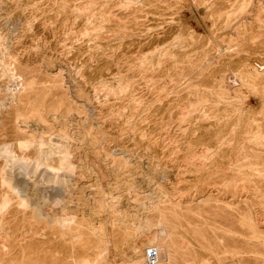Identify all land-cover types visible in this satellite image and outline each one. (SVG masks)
<instances>
[{"label":"rangeland","instance_id":"rangeland-1","mask_svg":"<svg viewBox=\"0 0 264 264\" xmlns=\"http://www.w3.org/2000/svg\"><path fill=\"white\" fill-rule=\"evenodd\" d=\"M0 43V264H84L103 203L117 264L264 261V0H0Z\"/></svg>","mask_w":264,"mask_h":264},{"label":"bare ground","instance_id":"bare-ground-1","mask_svg":"<svg viewBox=\"0 0 264 264\" xmlns=\"http://www.w3.org/2000/svg\"><path fill=\"white\" fill-rule=\"evenodd\" d=\"M78 18V17H77ZM233 41V40H232ZM5 42V41H4ZM3 42V43H4ZM234 42V41H233ZM1 44V43H0ZM4 45V44H3ZM231 47V46H230ZM4 49V47H3ZM7 54V53H6ZM3 57V56H2ZM7 57V56H6ZM9 67V66H8ZM10 70V69H9ZM7 68H5L2 63H1V60H0V78L2 77H8L9 79H14L15 77V74L13 71H9ZM14 83V82H13ZM8 86V85H7ZM15 86V85H14ZM17 93V91H16ZM7 94V93H6ZM14 96V94H13ZM23 117V116H22ZM51 140V139H50ZM49 140V141H50ZM56 141V140H55ZM48 142V141H47ZM75 142V141H74ZM50 143V142H49ZM41 146V145H40ZM43 146V145H42ZM51 146V145H50ZM36 147V146H34ZM44 147V146H43ZM40 148V147H39ZM47 148V147H46ZM43 149V148H42ZM52 149V148H51ZM49 149V150H51ZM48 150V149H47ZM54 150V149H52ZM39 151V149L37 150ZM42 151V150H41ZM55 151V150H54ZM35 152V151H34ZM56 152V151H55ZM43 153V152H42ZM51 153V152H50ZM55 154V153H54ZM39 155V154H38ZM37 157V156H36ZM39 157V156H38ZM47 157V156H46ZM52 158V157H50ZM43 159V158H42ZM76 159V157H75ZM51 160V159H50ZM40 161V160H39ZM40 163V162H39ZM43 164V163H42ZM50 164V163H49ZM40 165V164H39ZM44 165V164H43ZM47 167V166H46ZM49 169V168H48ZM53 171V170H52ZM32 175V174H31ZM28 185V184H27ZM103 190V189H102ZM163 192V191H162ZM201 192V191H200ZM161 195V194H160ZM165 195V194H164ZM106 197V196H105ZM50 198V197H49ZM58 198V197H57ZM74 198V197H73ZM136 198V197H135ZM64 199V198H63ZM106 199V198H105ZM50 201V199H48ZM117 200V198H116ZM55 201V200H54ZM62 201V200H61ZM79 201V200H78ZM51 202V201H50ZM73 202V201H71ZM135 202V201H134ZM74 203V202H73ZM66 204V203H65ZM69 204V203H68ZM88 204V203H87ZM87 204H85V207L87 208ZM92 204V203H91ZM115 204H118V203H112V206H115ZM156 204V203H155ZM28 205V204H27ZM37 205V204H36ZM39 205V204H38ZM64 205V204H63ZM67 205V204H66ZM139 205V204H138ZM159 205V204H158ZM40 206V205H39ZM38 206V207H39ZM45 207H48L46 205H43ZM61 206V205H60ZM73 206V205H72ZM140 206V205H139ZM32 207V206H31ZM44 207V208H45ZM55 207V206H54ZM53 207V209H54ZM70 207V206H69ZM106 203H103L102 205H100L98 208H94V207H90L89 210H85L86 211V217L88 218V225H90V228H91V233L92 234V238L89 236V248H86L85 250L87 249H90L91 247H93L95 249V252L93 253H88L86 254L85 257H87L88 261H84V264H117L116 261H109V255L110 254H113L112 257H116L117 254L114 253L113 251L117 248V247H113L112 246V239L113 238H116V236H120V238L122 239V241L124 242H131V244L133 245L134 244V241L132 240V238H130L131 236V232L122 227H120L121 225V222H119L120 220H123L124 217H128L127 215V211H122L120 210L119 208H113V210H109V207ZM30 208V206H29ZM37 209V207H35ZM68 208V207H67ZM160 208V207H159ZM39 209V208H38ZM56 209V207H55ZM63 209V208H62ZM61 209V210H62ZM69 209V208H68ZM46 210V209H45ZM60 210V209H59ZM58 210V211H59ZM36 211V210H34ZM55 211V210H54ZM39 212V210H38ZM44 212V211H43ZM77 212V211H76ZM160 212V211H159ZM29 213V212H28ZM61 213V212H60ZM85 213V212H84ZM39 214V213H38ZM75 214V213H74ZM32 215V214H31ZM43 215V214H42ZM42 215L40 217H42ZM163 215V214H162ZM44 216V215H43ZM47 216V215H46ZM61 216V215H60ZM130 216V215H129ZM51 217V215H50ZM53 217V216H52ZM51 217V218H52ZM57 217V216H56ZM55 217V218H56ZM98 217H101L102 218V221H103V224L102 225H99V223L97 222V218ZM38 219H40L38 217ZM61 219V218H60ZM74 219V218H73ZM33 220V219H32ZM42 220V219H41ZM55 220V219H54ZM78 220V219H77ZM60 221V220H59ZM58 221V222H59ZM67 221V220H66ZM35 222V221H34ZM50 222V221H49ZM62 221H60L61 223ZM68 222V221H67ZM70 222V221H69ZM68 222V224H69ZM130 222V221H129ZM128 222V223H129ZM133 222V221H132ZM148 222V221H147ZM168 222V221H167ZM53 223V222H52ZM64 223V222H63ZM123 223V222H122ZM127 223V222H126ZM140 223V222H139ZM169 223V222H168ZM47 224V222H46ZM51 224V222H50ZM67 224V225H68ZM74 224V223H73ZM60 225V224H59ZM132 225V224H131ZM63 226V225H62ZM69 226V225H68ZM85 226V225H84ZM130 226V225H129ZM141 226V225H140ZM145 228L147 227V230H151V231H154L158 228H149L148 225H143ZM48 227V226H47ZM64 227V226H63ZM76 227V225H75ZM135 227V226H134ZM73 228V226H72ZM71 228V229H72ZM79 228V227H77ZM83 228V227H82ZM142 228V226H141ZM66 229V228H65ZM134 229V228H133ZM20 230V229H19ZM51 230V229H50ZM75 230V229H74ZM77 230V229H76ZM136 230V229H135ZM3 231V229H2ZM52 231V230H51ZM81 231V230H80ZM162 231V230H161ZM166 231V229H165ZM90 232V231H89ZM147 232V231H146ZM152 233V232H151ZM155 233V232H154ZM69 234V233H68ZM83 235H87V233H82ZM148 234V233H147ZM157 235V233H155ZM154 234V236H155ZM139 236V235H138ZM88 237V236H87ZM151 237V236H150ZM61 239V238H60ZM74 239V238H73ZM16 240V239H15ZM76 240V239H75ZM155 240V239H154ZM154 240L150 239L148 241H146V243H144V246H145V251L148 249H151L152 246L154 247ZM182 240V239H181ZM55 241V240H54ZM141 243H143V240H140ZM74 243V242H73ZM183 243V242H182ZM186 243V242H185ZM56 244V243H55ZM76 245V244H75ZM79 245V244H78ZM91 245V246H90ZM59 248V247H58ZM119 248V247H118ZM156 250V249H155ZM58 252V251H57ZM146 253V252H144ZM143 254V253H142ZM182 254L181 252L179 253V255ZM198 254V252H197ZM42 255V254H41ZM55 255V254H54ZM72 255V253H71ZM65 256V255H64ZM63 256V257H64ZM91 256H94V258H91ZM200 256V255H199ZM32 257V256H31ZM141 257H143L141 255ZM202 257V256H201ZM11 258V257H10ZM27 258V256H26ZM25 258V259H26ZM55 258V257H54ZM65 258V257H64ZM71 258V256H70ZM42 259V258H41ZM66 260V258H65ZM67 261V260H66ZM69 261V260H68ZM128 262H132V261H128ZM222 262V263H221ZM256 263L255 264H264V261H255ZM41 263V261H40ZM64 263V261H63ZM62 263V264H63ZM72 263V262H71ZM133 263V262H132ZM138 264H223V261H182V259L180 260L179 258L176 259V261H166V260H150L149 261H137ZM29 264V263H28ZM58 264V263H57ZM78 264V263H76Z\"/></svg>","mask_w":264,"mask_h":264},{"label":"built area","instance_id":"built-area-1","mask_svg":"<svg viewBox=\"0 0 264 264\" xmlns=\"http://www.w3.org/2000/svg\"><path fill=\"white\" fill-rule=\"evenodd\" d=\"M148 256H149L150 260H153L154 256H155V252L149 251Z\"/></svg>","mask_w":264,"mask_h":264}]
</instances>
